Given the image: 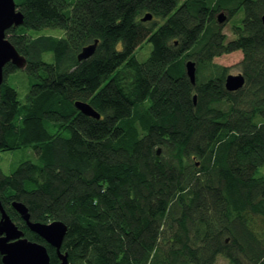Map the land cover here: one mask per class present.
<instances>
[{
	"label": "trees",
	"instance_id": "1",
	"mask_svg": "<svg viewBox=\"0 0 264 264\" xmlns=\"http://www.w3.org/2000/svg\"><path fill=\"white\" fill-rule=\"evenodd\" d=\"M14 1L23 23L5 34L26 64L3 68L0 151L30 148L37 159L0 167V202L50 264L55 248L13 201L32 221L67 225L69 264H264V0ZM240 10L226 40L217 14ZM44 28L65 35L28 32ZM143 41L152 49L142 62ZM234 51L244 84L228 91V68L213 58ZM18 70L22 98L8 81Z\"/></svg>",
	"mask_w": 264,
	"mask_h": 264
},
{
	"label": "water",
	"instance_id": "2",
	"mask_svg": "<svg viewBox=\"0 0 264 264\" xmlns=\"http://www.w3.org/2000/svg\"><path fill=\"white\" fill-rule=\"evenodd\" d=\"M152 15L146 13L142 20H150ZM23 13L16 7L14 0H0V87L3 82V68L7 63L17 68H24L26 58L19 53L15 46L7 39L6 31L23 23ZM217 23L222 24L227 19L226 14L220 11L217 14ZM264 23V14L262 15ZM98 40L84 46L77 54L78 60L89 58L95 51ZM185 73L191 83L196 79V63L187 59L184 63ZM244 84V76L238 74H227L224 86L228 91H235ZM75 107L83 114L93 118H100V114L86 101L76 100ZM157 150V153H159ZM12 206L25 221L28 228L43 238L49 245L55 248L59 259L58 264H69L68 253L61 251V245L67 225L60 220L50 222L32 221L27 207L19 202L13 201ZM0 254L4 264H50V257L44 244L32 241L24 236V232L15 224L10 215L4 210L0 202Z\"/></svg>",
	"mask_w": 264,
	"mask_h": 264
},
{
	"label": "rangeland",
	"instance_id": "3",
	"mask_svg": "<svg viewBox=\"0 0 264 264\" xmlns=\"http://www.w3.org/2000/svg\"><path fill=\"white\" fill-rule=\"evenodd\" d=\"M182 0H179L181 3ZM243 17V11L240 10L237 14H235L232 18L226 19L224 23L221 25V32L226 36V40H231L235 37L232 34L231 28L234 24H240V21ZM29 34L32 36L41 35V34H48L53 36H64L65 32L62 29L58 28H44L41 30H29ZM152 49V45L147 42L143 41L140 46L135 50V56L139 61H145ZM242 58L241 51H234L230 53H224L219 56H215L213 61L216 64L226 66L228 68L227 74H238L241 72L240 68V60ZM194 60L193 58H189ZM195 61V60H194ZM205 71V69H204ZM210 70L202 73L208 74ZM25 74L22 70L15 71L14 73L8 76V81L11 85H13L19 92V95L23 96L26 91L27 81H26ZM37 157L36 154L30 148H20L14 150H6L0 151V167L5 174H10L19 163L24 160H32L36 161ZM259 172L264 173V166L260 167ZM214 264H230L228 259L218 256Z\"/></svg>",
	"mask_w": 264,
	"mask_h": 264
}]
</instances>
